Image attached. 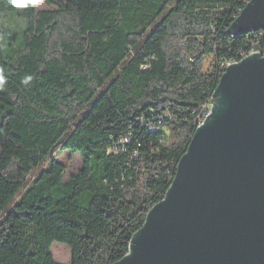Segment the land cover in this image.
Masks as SVG:
<instances>
[{"label": "trees", "instance_id": "obj_1", "mask_svg": "<svg viewBox=\"0 0 264 264\" xmlns=\"http://www.w3.org/2000/svg\"><path fill=\"white\" fill-rule=\"evenodd\" d=\"M246 3L46 0L39 10L37 0H0V15L23 23L16 37L0 21V264H60L54 242L70 247L72 264L128 254L225 65L257 38L263 46L264 30L229 33ZM59 147L82 167L65 180L54 155L29 183Z\"/></svg>", "mask_w": 264, "mask_h": 264}, {"label": "water", "instance_id": "obj_2", "mask_svg": "<svg viewBox=\"0 0 264 264\" xmlns=\"http://www.w3.org/2000/svg\"><path fill=\"white\" fill-rule=\"evenodd\" d=\"M264 30V0L229 27ZM258 45L254 50H258ZM114 264H264V57L229 64L165 198Z\"/></svg>", "mask_w": 264, "mask_h": 264}, {"label": "rangeland", "instance_id": "obj_3", "mask_svg": "<svg viewBox=\"0 0 264 264\" xmlns=\"http://www.w3.org/2000/svg\"><path fill=\"white\" fill-rule=\"evenodd\" d=\"M37 7L39 10L42 9H48L51 8L46 4V0H37ZM0 21L4 22L5 24H8L14 35L16 37H19L21 35V26H23V23L19 21L18 19H15L13 17V13L8 12L0 15ZM136 49H132V55L135 53ZM212 62L209 61L206 65V68L208 69L211 66ZM213 104L210 103L208 107V111L212 110ZM56 155L57 160L61 161L66 166V173H65V180H68L70 176H72L74 173H76L83 164L82 157L78 153H74L71 150L67 149H59L45 162H43L33 173L31 176L29 183L44 169L47 167L53 156ZM21 192L15 197V200L10 204L8 207V210L13 206L14 202L19 199ZM5 215V213H4ZM3 215V216H4ZM1 219V217H0ZM51 251L56 259V261L60 264H72V251L70 247L61 242H54L51 246Z\"/></svg>", "mask_w": 264, "mask_h": 264}, {"label": "built area", "instance_id": "obj_4", "mask_svg": "<svg viewBox=\"0 0 264 264\" xmlns=\"http://www.w3.org/2000/svg\"><path fill=\"white\" fill-rule=\"evenodd\" d=\"M246 1H248V0H243V3L245 4L246 3ZM261 42H262V40L260 39V38H257L256 39V41H255V43L253 44V47L251 48V50L250 51H248V52H251V53H255V52H259L263 57H264V42H263V46H262V48H260V44H261ZM255 45H258V50H254V46ZM243 55V54H242ZM148 61V60H147ZM232 63H237V60H233V61H228V65L229 64H232ZM145 67H147V66H145V65H143L142 66V68H145ZM209 103L208 104H206V105H204V108H203V111H204V114H203V116L200 118V122L198 123V124H204V122H205V120H206V118L208 117V115H209V111H208V107H209ZM170 117V114L169 113H165L164 115H159V114H157V113H154V115H153V119H155V120H163L164 118H169ZM147 127H148V129H156V126L153 124V122L151 121V122H149V123H147ZM127 142H129V138H127V137H125V138H123V139H121L120 140V143L122 144V143H127Z\"/></svg>", "mask_w": 264, "mask_h": 264}, {"label": "bare ground", "instance_id": "obj_5", "mask_svg": "<svg viewBox=\"0 0 264 264\" xmlns=\"http://www.w3.org/2000/svg\"><path fill=\"white\" fill-rule=\"evenodd\" d=\"M249 1H250V0H249ZM249 1H247V3H248ZM250 54H252V53L250 52V53H249L248 55H246L242 60H244V59H245L247 56H249ZM242 60H241V61H242ZM238 62H240V61H238ZM238 62H237V63H238ZM228 66H229V65H228V63H227V65H225V67H224V72L226 71V68H227ZM224 72H223V73H224ZM212 104H213V101H212ZM201 125H203V124H200L199 126H201Z\"/></svg>", "mask_w": 264, "mask_h": 264}]
</instances>
